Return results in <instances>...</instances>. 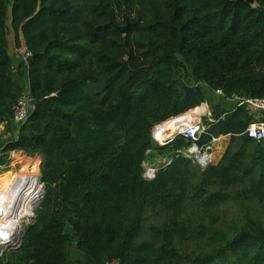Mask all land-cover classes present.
I'll use <instances>...</instances> for the list:
<instances>
[{
  "label": "trees",
  "instance_id": "1",
  "mask_svg": "<svg viewBox=\"0 0 264 264\" xmlns=\"http://www.w3.org/2000/svg\"><path fill=\"white\" fill-rule=\"evenodd\" d=\"M10 6L16 43L22 34L32 53L33 108L8 149L44 156L45 192L0 264H81L68 260L71 240L86 264H264V145L244 133L247 107L202 134L200 145L217 138L206 168L179 155L183 137L152 142L157 124L206 101L201 83L264 97V0H0L9 121L25 72L8 51ZM161 156L173 160L147 179L145 163Z\"/></svg>",
  "mask_w": 264,
  "mask_h": 264
},
{
  "label": "built area",
  "instance_id": "2",
  "mask_svg": "<svg viewBox=\"0 0 264 264\" xmlns=\"http://www.w3.org/2000/svg\"><path fill=\"white\" fill-rule=\"evenodd\" d=\"M31 57L32 53L28 51L26 54V61ZM216 93L226 99L236 102L238 105L246 106L257 112V114L260 116L259 120L250 124L244 133L256 142H263L264 97H244L238 94L227 96L222 89H217ZM32 99L33 98L31 97V95H23L17 100L13 110V121L21 125L28 120L30 115V108L32 105ZM201 105H203V103ZM201 105L187 111L186 113L172 117L163 123L157 124L152 130V142L155 145H168L174 142L178 138L177 135H179V137H183L184 139L191 142L189 147H187L185 150L179 151V155L191 159L193 163L201 166L202 168H206L213 161L212 143L215 142L217 138L214 137L211 144L200 145L199 142L202 134L207 132L212 124L216 123L218 120L214 119L212 113L208 111L193 113L192 115L191 112L201 107ZM224 117L225 115L221 116V118ZM9 124V120L0 118V134H5ZM156 171L157 169L155 168V166L148 167L146 168L144 176L147 179L154 178L156 176ZM38 180L40 183L39 177ZM40 187L42 189V194L43 187L41 185ZM41 198L42 197L40 196V198L38 199L41 200ZM7 218L8 216L6 215H0V227H2L3 224H6ZM19 224V229H22V218L19 219ZM6 240L7 237L4 238V236L0 234V257L3 254V250L7 248ZM17 240L18 239L15 238L12 239V243ZM13 246L18 247L19 245H16V243H14ZM106 264H121V260L118 258H113Z\"/></svg>",
  "mask_w": 264,
  "mask_h": 264
},
{
  "label": "rangeland",
  "instance_id": "3",
  "mask_svg": "<svg viewBox=\"0 0 264 264\" xmlns=\"http://www.w3.org/2000/svg\"><path fill=\"white\" fill-rule=\"evenodd\" d=\"M10 47H11V49H14L13 45H11ZM24 59L26 62V57ZM201 85L204 89V92L206 90L208 92V94H214L215 89L211 88L208 84L201 83ZM23 91H25V90H23ZM23 95L24 94H21V96H23ZM208 101H209V103L211 102L210 100H208ZM32 108H33V106H31L30 110H32ZM20 127H21L20 124H18L17 122H15L13 120H10L9 127L6 129L7 135L2 134V133L0 135V165H2V166H0V190L6 186L5 184L8 183L9 178H11L12 176H15L17 173L25 172V173L29 174V176L31 178L32 177L34 178L33 175H36L39 177L40 185L43 187V193H42L41 200L36 205L33 206L32 211L28 212L27 215L29 217L27 215L23 216V218H22L23 227H22V231H20L19 237H17L18 240L11 243V245L8 246L7 248H12V247L15 248L16 246H13L14 243H16V245H19V246L22 245L24 239L26 238L27 229L37 219L38 209L43 202L44 192H45V185L43 184V182L41 180V176H42L41 165H42V162L44 161V156L41 154H37V153H30V152L25 153L21 149L20 150H17V149L9 150L8 149V147L10 145H12V143L15 141L16 134H17L15 132L20 131ZM227 143H228L227 138H225V139L223 138L219 141V146L222 147V150H224V148H226ZM221 155H222V153H220V155L217 157L215 162H217L218 158ZM166 158L160 157L158 160L150 159L145 163V166H146V168H148V167L153 166L154 163L155 164L163 163V162L167 161V160H165ZM41 159H42V161H41ZM169 160L171 162L173 160V158H171ZM212 163H213V161L211 162V164ZM211 164L209 166H211ZM29 180L32 181L31 179H29ZM233 204L234 205H232L230 207V210L232 209L233 214L240 215V213L242 212L241 205L237 206L235 204V202ZM259 206H261V204H259V205L254 204V206L251 204L249 205L250 208H255V207H259ZM31 215H32V220L30 223H28V219H30ZM68 260H69V262H72V263H74V262H79L81 264L87 263L86 256L76 248L74 240H71L68 243Z\"/></svg>",
  "mask_w": 264,
  "mask_h": 264
},
{
  "label": "bare ground",
  "instance_id": "4",
  "mask_svg": "<svg viewBox=\"0 0 264 264\" xmlns=\"http://www.w3.org/2000/svg\"><path fill=\"white\" fill-rule=\"evenodd\" d=\"M199 110L202 111V109L197 108L191 114L198 113ZM33 176L34 178H31L29 174H24L23 178H21L17 173L15 176L9 178L8 183L5 184L6 186L0 190V215L8 216L6 224L0 227V234L4 238L17 239L19 237V219L33 210L36 200L41 196L42 189L38 177L36 175ZM31 219L32 215L28 219V222ZM21 226L23 227V225Z\"/></svg>",
  "mask_w": 264,
  "mask_h": 264
},
{
  "label": "crops",
  "instance_id": "5",
  "mask_svg": "<svg viewBox=\"0 0 264 264\" xmlns=\"http://www.w3.org/2000/svg\"><path fill=\"white\" fill-rule=\"evenodd\" d=\"M11 1H13V0H11ZM6 31H7L8 51H9V54H10L11 59H12L13 71L15 74H17L19 66L21 64H24L25 72L23 73V76L20 79V85L22 86L23 90H25V91H23V94L24 95H30L29 72H28V68L26 66V62L24 59L26 57V54L28 51H27L25 40H24V37L22 34L20 35V45H17V43H16V35H15V31L13 29V24H12L11 6L9 9V13H8ZM11 45L14 46V49H11V47H10ZM205 95H206V101H205L206 103L204 102L203 105H201V107H199V109H202V111L199 110L198 113L206 112V111L211 112L213 115V118L216 120L220 119L222 115H225V112L233 111L238 106V104L236 102L231 101L229 99H226V98L218 95L216 93V90L214 91V94H208V92L205 90ZM207 99L210 100L211 102L209 103V101ZM214 110L220 111L219 118L215 117ZM247 116L251 119L250 124L259 120V117H260L255 110L248 108V107H247ZM15 133H17L16 138H18L19 131L15 132ZM5 134L7 135V132ZM16 138H15V140H16ZM185 149L186 148H184L182 150H185ZM161 157L166 158L167 156H161ZM159 158H157L155 160H158ZM169 159L170 158L167 157L165 160H169ZM41 161H42V159H41ZM156 165L157 164H155V163L153 164V166H156ZM0 166H2V165H0ZM24 174H27V173H25V172L18 173V176L23 178Z\"/></svg>",
  "mask_w": 264,
  "mask_h": 264
},
{
  "label": "water",
  "instance_id": "6",
  "mask_svg": "<svg viewBox=\"0 0 264 264\" xmlns=\"http://www.w3.org/2000/svg\"><path fill=\"white\" fill-rule=\"evenodd\" d=\"M251 4H254L255 3V0H248ZM122 31H125V28H122L121 29ZM177 137L179 138V135H177ZM263 145H264V140H263ZM162 145H157V147H160ZM41 197H42V194H41ZM40 199L36 200L35 202V205L39 202ZM20 231H22V229H20ZM75 230L73 228V226H71L70 224H67L65 229H64V234H67V235H72L74 234ZM14 239V238H13ZM6 243H7V247L11 245L12 243V238L11 239H7L6 240Z\"/></svg>",
  "mask_w": 264,
  "mask_h": 264
}]
</instances>
